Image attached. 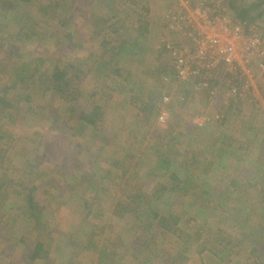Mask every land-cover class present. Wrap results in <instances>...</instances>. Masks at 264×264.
I'll use <instances>...</instances> for the list:
<instances>
[{
	"label": "rangeland",
	"instance_id": "374dc122",
	"mask_svg": "<svg viewBox=\"0 0 264 264\" xmlns=\"http://www.w3.org/2000/svg\"><path fill=\"white\" fill-rule=\"evenodd\" d=\"M172 3L0 0V95L12 104L0 107V264H216L220 257L221 264H264V252L232 249L231 222L220 223L214 209L224 198L234 208L250 199L238 220L264 226V149L255 147L264 133V78L230 111L214 108L230 97L227 89L208 104L203 92L177 88L162 47L174 37L165 19ZM249 24L263 34L264 18ZM141 33L146 50L126 55ZM121 34L131 44L117 52ZM53 73L65 74L63 93L49 89ZM200 117L208 120L189 127ZM228 170L239 172L237 188ZM189 188L192 206L213 204L216 215L190 213ZM28 194L33 218L25 214ZM149 210L179 221L164 219L172 225L165 228ZM254 241L264 246V236Z\"/></svg>",
	"mask_w": 264,
	"mask_h": 264
},
{
	"label": "built area",
	"instance_id": "2783aa9c",
	"mask_svg": "<svg viewBox=\"0 0 264 264\" xmlns=\"http://www.w3.org/2000/svg\"><path fill=\"white\" fill-rule=\"evenodd\" d=\"M172 2L165 19L166 29L174 37L162 40V47L173 65L175 80L187 84L192 93L212 95L216 90H210V81L225 72L229 82L239 84L229 86L232 99L252 93L255 81L264 78V35L223 14L222 0ZM159 113L163 122L167 112L161 107ZM206 119L196 122L202 125Z\"/></svg>",
	"mask_w": 264,
	"mask_h": 264
},
{
	"label": "crops",
	"instance_id": "0c3cea01",
	"mask_svg": "<svg viewBox=\"0 0 264 264\" xmlns=\"http://www.w3.org/2000/svg\"><path fill=\"white\" fill-rule=\"evenodd\" d=\"M135 29H136V27H133V30H135ZM157 34H158V32H157ZM125 36H126V34L125 35L124 34H121V37H119L118 40L116 41V46H115V49H113V50H115L117 52H122V48L124 47L123 46V43H127V42L130 43L129 42L130 39L127 38V37H125ZM144 37L145 36H142L141 40H138V41H136L134 38H132L131 39L132 40V44L130 43L131 45H129V48L132 47L133 50L131 52H129V49H127L126 55L127 54L128 55L129 54L132 55L133 53L134 54H137V53H140L141 51H145L146 50V47H147L145 45V42L148 41V39H146ZM155 42H156V40H154V43ZM157 42H158V40H157ZM159 42H161V41L159 40ZM167 59H168V62H169V68L171 69L170 70V73L171 74L173 73V77H174V69L172 67L173 65H172V63H171V61L169 59V56L167 57ZM163 71L165 72V69ZM175 83H176L175 85H176L177 88H180L181 90L187 91V92L189 90L191 92V90H190V88H189V86L187 84H181V83H179L176 80H175ZM215 88H216V91L219 89V90H222V92H223V89L224 90L226 89L225 86H224V84L222 83V81H218V84H217V86ZM155 91L156 90L154 88L152 90L149 89V93L151 92L153 94ZM151 93H150V95H151ZM203 94H205V96L209 98V99L207 98L208 101L205 98V100H206V102H208V104L211 102L210 97L213 98V99H215L212 103H214L215 101L219 100V97H217V95H216L217 93L216 92L211 95V94H209V93H207V92L204 91ZM166 95L167 94L165 93V96ZM237 100L238 99H232L229 96L223 97L222 100L220 99L218 102H216L214 108H217V109H220L221 110V109H224L227 106L230 107V103L235 104ZM224 103L225 104H228V105H225ZM234 106L235 105H233V107ZM256 106H259V105L256 104ZM233 107L231 106V109H233ZM251 107H253L255 109V106L253 104H252ZM201 119H202V117L199 118V120H201ZM197 120H198V118L197 119H192V121L189 122V124L191 125L189 127H192V126L193 127H196L198 125V124H196L197 123L196 122ZM193 122H196V123H193ZM195 124H196V126H195ZM233 124H236V123H233ZM229 136L232 137V135H229ZM215 139H217V137H215ZM219 140L220 139H217L215 141H219ZM240 140H243L244 141V138H241ZM231 148L233 150V153L236 152L237 148L235 146L234 147H231ZM206 155L207 154L201 155L199 157L200 160L196 161V168L197 169H198V166H199L198 165L199 162L200 163H203ZM241 156H244V154L241 153L239 156H235L238 162H239V159L241 158ZM230 166L232 167L233 165H230ZM209 168H211V167H209ZM211 172H212V170H211ZM212 173H210V171H208L207 176H210V178H211ZM201 175H203V174L201 173ZM226 175H229L230 176L229 179H226V180L228 182H230V184L233 187H236L237 188V186H238L237 184H239L241 182V181H238L239 180V172H236V174L232 175V172L230 170H228L226 172ZM210 178H208L207 180H209V183L211 184V179ZM35 188H36V184L31 188V190H35ZM192 190L193 189L190 190V188L187 189V190L186 189H183L184 194H186V196H188V200L185 201V203L187 204V206L190 207V209H189L190 210V213L193 212L194 214H196V216L197 215H200V214L202 215L204 213H206L207 215H209L211 213L210 215L211 216H214V215H216L214 209L218 210L219 215H218V218L217 219H219V222L220 223L226 222V221L231 222V228L229 229V232H231V235H228L227 238H231V240H232L231 241V245L233 247L232 249L239 251L238 249L241 248V251H242V248H245V250H248L246 253L249 252L248 253L249 255H252V254H262V252H264V246H262L263 243H260L259 241H254V240H258V239H262L263 238V236H264V226L263 225H260L258 223L259 226L258 225H256V226L252 225L250 227H247L246 225L249 223V219L247 217H246L245 220H242V221H239L238 220L241 217L239 215L242 214L240 212L241 211L243 212V209H245L246 211H248L249 210L248 208L251 207L252 203H251L250 199L243 200V201L240 199V201H239L240 202V207L239 208H234V207H231V206H233V204L229 205L228 198H224L222 200V202H220V200H219V203H220V205L222 206L223 209H220L219 206L217 208L216 207L214 208V205L211 204L212 205V208H211L212 210H207L206 211L205 208H204V210H203V208H201L203 206H201V203L200 202H194L195 206H192L193 201L190 202V200L192 199L191 194H193V192H194V190L193 191ZM210 191H212V190L210 189ZM210 201L211 200L208 199V202H210ZM27 206H28V203H26V208L27 209H25V214H26V216H29V217L33 218L32 217L33 215L31 213H29V210H28V207ZM220 218L222 219V222L220 221L221 220ZM263 220H264V218H263ZM35 221L36 220H34V222ZM237 222L239 223L238 225H237ZM255 222H257V221H255ZM257 227H259L260 229H256ZM232 232H233V235H232ZM253 241L256 242L257 245H258L255 248L252 247L253 246ZM71 243H73V242H71ZM73 250H75V249H73ZM70 255H72V254H70V253H68L66 251V255L64 257H67L68 260H73V258ZM220 259H222V257H220ZM220 259H219V261L216 264H221V263H219V262H221Z\"/></svg>",
	"mask_w": 264,
	"mask_h": 264
},
{
	"label": "trees",
	"instance_id": "16d2710c",
	"mask_svg": "<svg viewBox=\"0 0 264 264\" xmlns=\"http://www.w3.org/2000/svg\"><path fill=\"white\" fill-rule=\"evenodd\" d=\"M20 1L21 2H26V1H29V0H20ZM222 4L224 5V8H227L225 10L222 7L223 8L222 12L225 10V12L228 15V17H230L233 21L238 22L239 24L243 25L246 29H252L251 24H249L250 22H253V21L257 20V18H260V17L264 18V0H222ZM136 30H137V28H136ZM262 35H264V32H263ZM142 36L143 35L141 33L140 37L142 38ZM128 49H129V52H131L133 50V48H128ZM36 71H37V68L35 69V71H32L30 74H28V73H26V74H28L30 77H33ZM228 78H229V75L227 73H225V72L218 73L210 81V90L211 89H215L216 90L215 87L217 86L218 81H222V83L224 84V86L227 89V91L229 89V86H231V85L232 86L236 85L237 87L239 86V84L236 83V80L232 81V82H229ZM18 79H20V78H18ZM49 80H50V84H49L50 88L49 89L53 90L54 92H57V93H60V92L63 93L64 88L66 89L67 86H68V82H67V78H66L65 74H58L57 73V76H56L53 73L52 75H50V79ZM13 86H15V84H13ZM7 88L1 89L2 93H5L8 90ZM9 103H10V101L5 99L3 94H1L0 95V107L2 105V108H7V107L10 108L12 106V104H9ZM225 105H228V104H225ZM233 105L234 104L230 103V107L227 106L224 109L226 111H230L231 110V106L233 107ZM254 105H256V103H254ZM224 109H222V110H224ZM72 110L73 109L71 108V111ZM96 114H97L96 118H98L99 115H101V113L99 111ZM220 116H222V115H220ZM78 117L80 119H83L84 122L87 123V124H90V123L92 124V123L95 122L94 121L95 118L94 119H88L87 115H84V114H79ZM219 141L221 142V140H219ZM227 147H228V149H231L230 145H227ZM255 147L258 148L259 152H260L261 149L262 150L264 149V133L259 136V141L255 145ZM225 151L226 150L223 149V152H225ZM229 152H231V151H229ZM233 157H235V156H233ZM255 159H256V163L258 161H260L258 157L255 158ZM262 160H264V159H262ZM166 164H167V162L163 161V163L161 165H165L166 166ZM29 196L30 195L28 194L27 197H28L29 200L27 201V203H28V210H31V209L35 208V204L33 203L32 199ZM149 212H151L150 215L153 218H158L159 219L158 220L159 225H161L163 227L165 226V228H170L172 225L175 226L178 223V221H179V218L177 216H173V217L168 216V218H164V217H159L153 211L149 210ZM33 216H35V215H33ZM164 219L172 220V222H171L172 225H170V226L167 225L169 227L164 225V223H163ZM190 240H189V242H190L189 245L190 244L192 245V240L191 241ZM40 246H41L40 244H38L36 246V252H38V253H39V250H40ZM183 248H184V250H188L189 246H186V247H183ZM36 255H37V253H36ZM182 258H183V261H185L187 259V256H184ZM168 260H169V258H168ZM168 264H173V259L172 258H170V262Z\"/></svg>",
	"mask_w": 264,
	"mask_h": 264
}]
</instances>
